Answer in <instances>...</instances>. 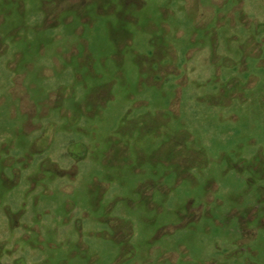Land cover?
I'll return each mask as SVG.
<instances>
[{"label":"rangeland","instance_id":"1","mask_svg":"<svg viewBox=\"0 0 264 264\" xmlns=\"http://www.w3.org/2000/svg\"><path fill=\"white\" fill-rule=\"evenodd\" d=\"M0 264H264V0H0Z\"/></svg>","mask_w":264,"mask_h":264}]
</instances>
